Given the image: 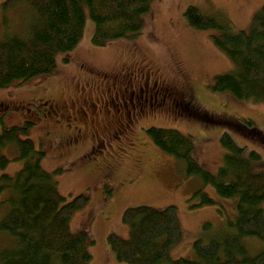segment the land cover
<instances>
[{"label": "rangeland", "instance_id": "rangeland-1", "mask_svg": "<svg viewBox=\"0 0 264 264\" xmlns=\"http://www.w3.org/2000/svg\"><path fill=\"white\" fill-rule=\"evenodd\" d=\"M5 1L0 0V43L5 34L4 16L9 18L12 32L23 34L26 27L27 7L18 6L6 13ZM189 6L229 21L235 30L249 31L254 16L264 7V0H154L144 18V29L135 39L116 40L105 46L92 44L95 25L86 10L81 41L72 52L56 54L52 75L0 89V111L5 109L0 113V132L14 126L24 127L26 120L33 121L34 125L26 134L20 133V138L32 140L36 149L45 153L42 167L52 175L59 193L68 200L82 194L88 197L84 208L74 214L70 230L72 233L86 230L93 240L88 246L92 255L89 264H126L116 259L107 240L111 234L124 240L129 238L130 227L122 219L129 208L176 207L181 239L170 251V261H196L199 259L194 249L197 240L206 244L231 233L228 223L237 218L238 198H221L198 176H187L184 164L159 149L148 135V129H172L189 137L196 162L215 175L226 154L220 138L228 133L244 148L246 156L251 151L260 155V160L251 162V172H264L263 139L254 135L246 137L239 132L247 120L256 134L264 138V98L239 100L231 93L214 91V78L230 74L236 65L214 44L210 31L197 30L188 24L185 11ZM65 58L69 61L65 62ZM134 72L153 73L166 86H174V80L178 82V78L174 79V72H178V76L186 77L192 84L194 98H183L188 102L184 105L187 113L177 115L165 110L158 119L142 116L139 125L143 127L135 129L133 139L116 144L117 141L108 139L114 125L111 118L101 110L96 116L89 113L86 116L83 101L88 96L101 95L105 89L104 77ZM47 102L74 115L77 113L80 118L82 112L86 118L81 121L82 139L97 134L107 137L113 147L102 154L82 153L77 162L71 161L75 156L69 153L79 152L61 148L64 132L43 116L42 103ZM199 111L211 113L213 118L205 113L198 115ZM218 118L221 123L213 124ZM3 154L9 164L0 171V176L13 177L25 161L19 158L16 143L6 145ZM198 190H203L217 204L189 208V201ZM10 193L0 194V221L9 212L6 200ZM206 224L210 225L209 229H204ZM244 244L251 256L264 250V242L257 239L247 238Z\"/></svg>", "mask_w": 264, "mask_h": 264}, {"label": "trees", "instance_id": "trees-1", "mask_svg": "<svg viewBox=\"0 0 264 264\" xmlns=\"http://www.w3.org/2000/svg\"><path fill=\"white\" fill-rule=\"evenodd\" d=\"M153 1L6 0V13L18 6L27 7L26 27L23 34L12 32L9 18L4 16L0 89L52 75L56 54L72 52L81 41L86 10L95 25L92 44L105 46L116 40L135 39L144 29V18ZM185 17L191 27L210 31L214 44L236 65L230 74L214 78V91L231 93L239 100L264 98V7L254 16L249 31L235 30L229 21L203 14L196 6H189ZM213 121L221 123L219 118ZM25 124L0 132V171L9 164L3 149L10 143L17 144L19 158L25 161L15 176H0V194L11 192L6 200L9 212L0 221V264H89L92 255L88 246L93 240L86 230H70L74 214L84 208L88 197L82 194L68 200L59 193L52 175L42 167L45 153L37 150L32 140L20 138V133L26 134L34 125L30 120ZM239 132L264 141L250 121L246 120ZM147 133L159 149L184 164L187 176H198L221 198L237 197V218L228 223L230 234L206 244L201 240L194 243L198 260L170 261L169 253L181 239L176 207L129 208L122 217L130 227L129 238L111 234L107 240L116 259L126 264H264V250L251 256L244 244L247 238L264 242V172H251V162L260 160V155L251 151L246 156L244 148L223 133L220 142L226 154L215 175L196 162L189 137L155 127ZM216 204L198 190L189 208ZM209 228V224L204 226Z\"/></svg>", "mask_w": 264, "mask_h": 264}, {"label": "flooded vegetation", "instance_id": "flooded-vegetation-1", "mask_svg": "<svg viewBox=\"0 0 264 264\" xmlns=\"http://www.w3.org/2000/svg\"><path fill=\"white\" fill-rule=\"evenodd\" d=\"M178 67V65H176ZM141 74V75H140ZM105 89L100 96L87 97L83 103L85 114L95 115L99 110L104 111L113 121L111 135L109 140L117 141L119 144L122 140H132L135 129L140 126L139 118L158 119L163 116V112L168 110L170 113L184 114L188 109L184 106L188 102L183 98L192 100L194 98L193 87L187 78L178 76L174 72V86H166L162 79L153 73H125L118 76L104 77ZM45 111L43 116L50 119L52 126L61 129L64 132L60 146L70 152L69 155L75 156L71 161L77 162L80 154L88 153L102 154L108 152L112 146L108 139L101 138L99 135L89 136L88 139H82L83 131L82 122L83 113L80 112L81 118L64 108L57 106L55 103H42ZM107 110L111 114L106 113ZM3 109L0 112H4ZM202 112H197L200 114ZM194 115L195 113H191ZM143 126H140L141 130ZM66 134V135H65ZM66 142L64 143V140ZM106 139V140H105ZM84 140V141H83ZM77 154V157H76ZM106 168L109 165L105 166ZM92 172V170H89Z\"/></svg>", "mask_w": 264, "mask_h": 264}, {"label": "bare ground", "instance_id": "bare-ground-1", "mask_svg": "<svg viewBox=\"0 0 264 264\" xmlns=\"http://www.w3.org/2000/svg\"><path fill=\"white\" fill-rule=\"evenodd\" d=\"M86 19V18H85Z\"/></svg>", "mask_w": 264, "mask_h": 264}]
</instances>
